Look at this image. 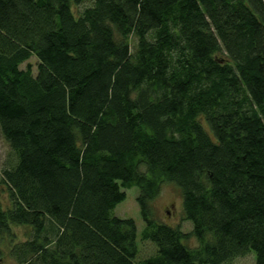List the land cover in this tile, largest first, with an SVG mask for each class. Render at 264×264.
<instances>
[{
    "label": "trees",
    "instance_id": "1",
    "mask_svg": "<svg viewBox=\"0 0 264 264\" xmlns=\"http://www.w3.org/2000/svg\"><path fill=\"white\" fill-rule=\"evenodd\" d=\"M0 0V235L15 264H264V0ZM133 36L134 43L130 42ZM31 55L29 65L20 68ZM161 180L187 233L152 218ZM136 186L155 252L111 216ZM192 237L190 248L184 239Z\"/></svg>",
    "mask_w": 264,
    "mask_h": 264
},
{
    "label": "rangeland",
    "instance_id": "2",
    "mask_svg": "<svg viewBox=\"0 0 264 264\" xmlns=\"http://www.w3.org/2000/svg\"><path fill=\"white\" fill-rule=\"evenodd\" d=\"M92 3V0H86L78 6L73 5L72 11H77ZM130 42L134 43L133 36H130ZM37 60L31 55L19 67L24 68L29 65L32 73L35 71ZM15 163V156L9 145L0 134V174L3 168H10ZM124 191V198L118 202L111 210V216L123 219H131L135 226V244L137 248L136 260H141L146 256H150L155 252V245L148 241L140 239V233L144 227V223L140 217L138 205L136 202L137 188L131 186ZM0 201L2 205L7 204L6 190L0 184ZM152 218L165 223L171 227H178L181 232L187 233L191 230V223L183 219L181 193L179 188L168 181L161 180L158 194L149 201ZM29 228L25 226H11L9 234L0 235V264H15V260L9 256V249L12 245L19 243L27 238ZM184 243L190 248L196 246V241L192 237L184 239ZM224 264H254V254L249 251L243 256L232 258Z\"/></svg>",
    "mask_w": 264,
    "mask_h": 264
}]
</instances>
